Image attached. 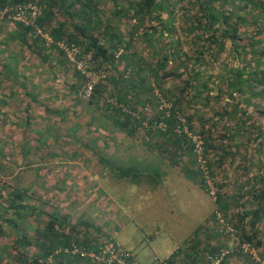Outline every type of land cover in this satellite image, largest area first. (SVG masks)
<instances>
[{
  "label": "trees",
  "instance_id": "16d2710c",
  "mask_svg": "<svg viewBox=\"0 0 264 264\" xmlns=\"http://www.w3.org/2000/svg\"><path fill=\"white\" fill-rule=\"evenodd\" d=\"M18 3L41 6L32 26L12 18ZM58 40L91 56L98 77L87 99L78 94L85 77ZM81 109L97 135L126 136L175 162L194 156L182 127L199 135L216 209L173 257L204 263L193 255L218 247L228 250L218 264H264V0H0V264H92L71 246L95 252L115 241L85 210L60 208L45 188L52 171H39L64 163L72 143L89 150L88 167L108 164L106 141L76 137L89 132L70 124ZM157 119L164 130L152 127ZM26 171L32 180L16 185ZM196 183L208 192L200 174Z\"/></svg>",
  "mask_w": 264,
  "mask_h": 264
},
{
  "label": "rangeland",
  "instance_id": "374dc122",
  "mask_svg": "<svg viewBox=\"0 0 264 264\" xmlns=\"http://www.w3.org/2000/svg\"><path fill=\"white\" fill-rule=\"evenodd\" d=\"M88 115L81 116L83 124L82 119L76 118L79 114L72 115L74 121L70 124L80 123L76 125L77 132L83 128L92 131L95 124L86 123V119L90 120ZM76 137L80 142L93 139L89 135ZM66 148L67 152H58L59 156L61 151L66 154L61 161L64 163L39 167V171H52L45 186L48 196L58 199L64 210L92 211V216L86 218L99 225L101 237L118 242L139 264L162 259L169 254L167 252L181 247L198 226L210 221L216 209L213 195L196 183L198 174L203 179L205 176L197 164L194 168L192 154L179 153L177 162L162 157L155 162L153 153L134 156L128 151V156L107 155L108 164L103 161L104 164L90 168L82 163L88 149L74 143L66 144ZM143 149L144 146L136 144L129 150L140 154ZM52 153L54 156L57 152L52 150ZM80 170L83 172L78 174ZM33 175V171L24 172L16 185H28ZM232 179L231 174L228 181ZM6 242L7 238H0V245Z\"/></svg>",
  "mask_w": 264,
  "mask_h": 264
},
{
  "label": "built area",
  "instance_id": "2783aa9c",
  "mask_svg": "<svg viewBox=\"0 0 264 264\" xmlns=\"http://www.w3.org/2000/svg\"><path fill=\"white\" fill-rule=\"evenodd\" d=\"M6 8H4L5 11ZM13 10L12 18L16 21H19L23 23L24 25L32 26L34 19L40 14L41 6H38L35 3H18L12 6L11 8ZM36 34L40 35L42 38L44 44H50L51 39L46 34L40 31L38 28H36ZM55 44L64 51V54L69 62H72L75 66V68L84 75L85 81L83 85L79 89V96L82 99H87L92 92L93 85L97 81L96 74L91 70V56L88 53H85L83 55L78 56V50L73 45H66V43L63 40H58L55 42ZM154 93L158 96L156 93V90ZM157 107L160 109L164 116L168 115V108L169 104L166 103L163 99H161L158 96L157 99ZM121 108V107H120ZM123 111H125L124 108H121ZM126 112V111H125ZM136 119L138 118L137 115L134 113H131ZM180 121L183 122V119H180ZM141 128L148 127L146 119L142 120L140 122ZM152 127L155 129L164 130V123L162 119L154 120L152 123ZM183 133H186L184 135L187 137L192 144V150L195 156V159L203 171V174L205 176V183L207 184L208 191L213 195L214 194V188L213 183L210 180V178L207 176L206 168L204 166V160L202 159V141L199 135L190 134L186 127H182L181 129ZM220 223H222V220L219 218ZM232 228L224 225V231L228 232V234L232 233ZM240 249L242 252H245L249 254L253 259L258 260V256L256 251L251 248L247 243L243 242L240 243ZM67 250V249H65ZM71 253H78L81 256H86L89 258L92 264H139L135 259L131 256L130 252L125 250L120 246L119 243L111 240H103L97 247L96 251H85L82 249H77L74 246H71L69 249ZM228 250L220 248L218 251H216L213 255H207L205 252L198 251L195 253V256H198L199 253H202L205 256V262L199 263V264H218L222 257L227 254ZM149 264H191L188 260H182L173 257L172 253H169L166 257L162 259H155L152 262H149ZM198 264V263H197Z\"/></svg>",
  "mask_w": 264,
  "mask_h": 264
},
{
  "label": "crops",
  "instance_id": "0c3cea01",
  "mask_svg": "<svg viewBox=\"0 0 264 264\" xmlns=\"http://www.w3.org/2000/svg\"><path fill=\"white\" fill-rule=\"evenodd\" d=\"M79 114V113H78ZM66 115V114H65ZM80 116H78V117H76V118H78L77 120L78 121H80L81 119H82V121L80 122L81 124H83V118L82 117H84L85 118V112H83L82 111V109H81V112H80V114H79ZM82 116V117H81ZM88 117H90L91 119L89 120V122L90 121H92V115L89 113V115H88ZM79 123V124H80ZM75 124L77 125L78 123L77 122H75ZM94 124H96V123H94ZM96 126V125H95ZM97 133H98V130L96 131V133L95 132H93V130H92V132L91 131H89L88 133H87V135H89V138H93L94 140L96 139V140H99V139H101L102 138V140L103 141H106L105 143H106V145H105V155H112V156H117V155H119V154H122V155H124V156H128L126 153H128V151H129V153H131L132 155H134V156H147V154H151L152 155V153L154 154L153 155V158H155V162H158L159 161V159H160V154L158 153V151L156 152V151H153V150H148L147 148H145V149H143V150H140L139 151V153L140 154H137L136 152H131L129 149H131L132 148V146H136V144L138 143V142H134V141H131L130 139H128L126 136H119V135H97ZM82 135H85V134H83L82 133ZM98 136V137H97ZM101 136V137H100ZM118 140V141H114V140ZM144 140H147V137L145 136L144 137ZM143 141V140H142ZM134 142V143H133ZM123 145V147H121ZM122 150H123V152H122ZM87 153H89V150H87ZM87 153H85L86 155H88ZM150 155V156H151ZM189 163V162H188ZM188 163H184V164H186V165H188ZM84 167V166H83ZM92 167H94V168H96L97 167V164H95V166L93 165ZM185 167V166H184ZM187 167V166H186ZM91 168V167H90ZM187 169V168H186ZM83 171H79L78 172V174H81ZM86 214H87V216L88 217H90V216H92V211H86ZM111 220H113V219H111ZM230 241V240H229ZM228 241V242H229ZM213 244V243H212ZM217 250H218V247L216 248ZM204 252L205 253H207V255H210L211 253L209 252V249H204ZM168 253H171V252H167V254ZM182 253V252H181ZM174 254V253H173ZM179 256V255H178ZM193 256H195V255H193ZM176 258V257H175ZM177 258H179V257H177ZM183 258H185V257H183ZM182 260H186V259H182ZM194 262H195V259H194ZM235 263H236V261H234ZM149 263V262H148ZM147 263V264H148ZM238 263V262H237ZM228 264H231L230 262L228 263ZM239 264V263H238Z\"/></svg>",
  "mask_w": 264,
  "mask_h": 264
}]
</instances>
